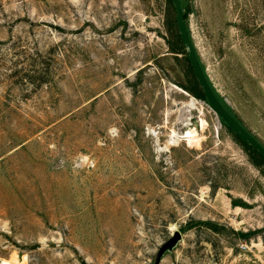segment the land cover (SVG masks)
<instances>
[{
  "label": "rangeland",
  "instance_id": "obj_1",
  "mask_svg": "<svg viewBox=\"0 0 264 264\" xmlns=\"http://www.w3.org/2000/svg\"><path fill=\"white\" fill-rule=\"evenodd\" d=\"M181 3L264 146V0ZM172 20L168 0H0V260L264 264V167L185 90Z\"/></svg>",
  "mask_w": 264,
  "mask_h": 264
},
{
  "label": "water",
  "instance_id": "obj_2",
  "mask_svg": "<svg viewBox=\"0 0 264 264\" xmlns=\"http://www.w3.org/2000/svg\"><path fill=\"white\" fill-rule=\"evenodd\" d=\"M174 12L177 30L184 46L186 56L189 64L193 70L196 81L198 82L204 96L206 103L212 112L222 120L232 132L244 143L252 146L258 153L264 157V146L230 113L224 108L214 92L210 82L206 78L201 64L196 55L195 48L191 42L190 35L186 28V23L183 16V9L180 0H171ZM170 244H166L162 251L167 249Z\"/></svg>",
  "mask_w": 264,
  "mask_h": 264
},
{
  "label": "trees",
  "instance_id": "obj_3",
  "mask_svg": "<svg viewBox=\"0 0 264 264\" xmlns=\"http://www.w3.org/2000/svg\"><path fill=\"white\" fill-rule=\"evenodd\" d=\"M169 4L172 5L171 0H168ZM181 3V0H180ZM181 7H182V3H181ZM173 8V6H172ZM183 9V7H182ZM174 10V9H173ZM175 13V12H174ZM183 16H184V20L186 23V19H187V13L184 11L183 9ZM169 28H173L174 31H176V36H177V43H179V45H182L181 43V39L177 30V26H176V20H172L170 21V23L168 24ZM187 28V25H186ZM188 30V29H187ZM184 52V51H183ZM185 53V52H184ZM187 57V56H186ZM188 60V58H187ZM189 68L191 70V74H192V79L190 81V86L186 87L185 90H187L188 92H190L195 98L200 99L204 102H206L205 96L198 84V82L195 79L193 70L189 64ZM214 90V89H213ZM215 92V91H214ZM217 95V94H216ZM219 101L221 102V104L224 106V108L226 110H228V112L231 113L230 109L223 103V101L219 98V96L217 95ZM232 114V113H231ZM221 124L226 127L227 131L233 136L234 140L246 151V153L248 154L249 158L251 159L252 163L258 167H264V157L258 153L252 146L247 145L246 143H244L242 140H240L233 132L232 130L222 121L220 120ZM211 225V224H210ZM211 227V226H210ZM214 227V226H213ZM212 227V228H213ZM214 230V228H213ZM239 235V234H238Z\"/></svg>",
  "mask_w": 264,
  "mask_h": 264
},
{
  "label": "bare ground",
  "instance_id": "obj_4",
  "mask_svg": "<svg viewBox=\"0 0 264 264\" xmlns=\"http://www.w3.org/2000/svg\"><path fill=\"white\" fill-rule=\"evenodd\" d=\"M179 91H181V92H183L181 89L179 90ZM185 92V91H184ZM193 99V98H192ZM189 132V131H188ZM186 134V133H185ZM175 135L173 134V137H174ZM184 137L185 138H187V139H189V140H192V139H196L197 138V135H196V133H187L186 135H184ZM171 139V138H170ZM175 140V139H174ZM0 264H11V263H9L8 261H6V260H0Z\"/></svg>",
  "mask_w": 264,
  "mask_h": 264
}]
</instances>
